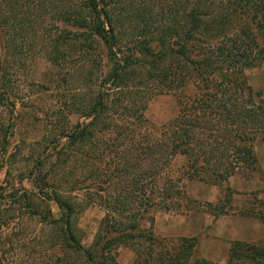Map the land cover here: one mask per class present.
Segmentation results:
<instances>
[{
    "label": "trees",
    "instance_id": "1",
    "mask_svg": "<svg viewBox=\"0 0 264 264\" xmlns=\"http://www.w3.org/2000/svg\"><path fill=\"white\" fill-rule=\"evenodd\" d=\"M29 2L0 0V50L12 54L4 34L32 25L39 10L63 25L49 39L48 59L62 69L73 65L70 76L86 72L88 87L104 70L96 91L59 105L58 130L28 175L49 189L34 183L39 190L30 191L9 179L19 154L10 148L23 102L14 95L0 53V106L7 114H0V168L6 170L0 184V264L23 236L16 226L26 214L50 228L54 256L46 264H116L122 246L136 251L133 264H212L194 257L196 236L156 235L150 212L199 211L190 208L196 199L187 191L188 181L227 186L238 169L256 166L254 143L264 141V90L249 83L246 70L264 63V0H35L32 7ZM144 84L178 99V115L159 128L144 117L147 97L139 95ZM124 88H130L127 95ZM72 114L79 119L69 127L64 115ZM64 151L92 162L85 177L92 183L69 191L62 177L42 183L44 161L54 156L59 165L67 161L60 159ZM108 152L106 167L101 157ZM116 184L119 190L109 194ZM76 189H86L89 202L107 210L89 248L75 226L82 210L70 195ZM208 209L212 214V203ZM229 254V264H264V242L234 241Z\"/></svg>",
    "mask_w": 264,
    "mask_h": 264
},
{
    "label": "rangeland",
    "instance_id": "2",
    "mask_svg": "<svg viewBox=\"0 0 264 264\" xmlns=\"http://www.w3.org/2000/svg\"><path fill=\"white\" fill-rule=\"evenodd\" d=\"M27 1H30L29 5L31 7L35 5V0ZM135 1L142 2L144 0ZM26 5L28 6L27 2ZM33 19L34 23L32 25L27 23L25 27L22 26L17 29V27L22 25L19 24L18 26L16 25L15 29L12 28L4 34L3 39L4 41L9 40L10 45L8 48L12 54H5V47L0 50V53H3V58L6 57L7 71L5 74L9 79L8 81L14 91V95L23 102L16 112L18 126L10 148V151H16L19 154L16 157V161L10 166L9 179L17 183L19 188L22 185L30 191H38L39 188L34 183H38L39 187L42 186L45 189H49V186L40 184L41 181L37 182L34 176L30 179L28 175L31 173L30 169H33L34 165H36L39 153L46 150L47 144H50L53 139L51 137L58 130L57 123L60 120L58 114L59 105L62 101H65L66 105L77 101L76 97L78 98L79 93L84 91L90 89L96 91L100 84L104 67L102 66L96 72V78H93V84L90 87L86 86L87 84L84 82L86 72L83 75H81L82 73H74L73 76H70L69 72L71 70H68V67L71 68L73 65L70 64V66L62 69L48 59L46 55L49 39L51 36H55L63 25L55 23L49 15L43 14L39 10ZM251 73H254V71ZM142 75H144L143 72L141 73ZM145 82L148 83L147 80ZM147 85H142V92L139 93V95L144 94V97H147V107L143 111L144 117L148 123L159 128L178 115L180 110L179 102L174 94L159 92L151 87H145ZM123 91L122 95H127L130 88H124ZM76 94L77 96L75 97ZM0 114L7 116L6 109H2L1 106ZM64 117L65 122H70L67 124L70 127L71 124L76 123L79 119V114H72L70 117L64 115ZM254 146L258 158L256 166L254 168L241 167L238 169L229 179L227 186L225 185L226 187L197 180L186 183L189 194L192 193L194 194L193 196H197H191L196 200L190 204V208L198 207L200 210L197 211L194 208L184 215L188 216L192 213L197 214L203 211L209 213L208 203L217 198L216 201L212 202L213 219L215 221L221 219V221L227 223V226L237 229L235 233L236 239L231 241L216 226L214 227L213 223L212 232L208 227L196 235L195 258L208 259L212 264H229V252L234 241L253 244L264 242V141L257 140ZM100 155L101 151L99 150L95 158L99 159ZM103 155L101 159H104L105 165L108 167L111 155L109 152ZM60 159L67 161L56 165L54 156H50L44 161L46 165L41 171V176H46V178L43 179L42 183L47 181L48 184H52L62 177L64 178L63 184L66 190L70 187L87 186L92 183V179L85 180L88 170L94 167L91 161L81 160L80 156H74L69 151H64ZM53 165L56 166L55 169L52 168ZM5 172L6 170L0 168V184L4 179ZM56 172L58 174L55 176L54 173ZM36 173H38V170L34 171V175ZM22 177L24 178L21 182L20 179ZM3 183L5 182L3 181ZM118 190L119 188L116 184L110 187L107 192L110 194L112 191ZM101 193L104 196L107 195L106 192ZM66 194H69V192ZM70 195H72V199L82 205V210L76 216L75 226L78 235L81 237V243L85 248H89L96 238L107 210L97 202H89L86 189L73 190ZM215 208L217 209L215 210ZM214 210L216 213L223 210L224 214L214 215ZM157 212L158 210L150 212V215L154 217V221ZM169 212L177 214L176 211ZM144 225L149 227L150 222L145 220ZM16 227L17 230L22 232L23 236L14 243L15 247L7 253L4 263H49L51 255L54 256V249L49 248L51 245V240L49 241L48 238L50 228L41 226L37 219L30 218L28 214L24 215L22 222H19ZM41 227L42 231L38 233ZM157 232L156 235L160 237H179V235L164 236L167 230L163 224H160ZM132 248L122 246L117 249L116 264H133L136 259V251ZM30 252H33V255Z\"/></svg>",
    "mask_w": 264,
    "mask_h": 264
},
{
    "label": "crops",
    "instance_id": "3",
    "mask_svg": "<svg viewBox=\"0 0 264 264\" xmlns=\"http://www.w3.org/2000/svg\"><path fill=\"white\" fill-rule=\"evenodd\" d=\"M252 71H254V73H251ZM246 75L248 77L249 83L255 89L264 90V63L258 67L247 69ZM189 195L193 196L194 194L191 193ZM216 200L217 198H215L213 201ZM213 201L210 202L212 203ZM213 223V226H216L222 234L228 236L231 241L236 239L235 233L237 229L235 227L231 228L230 226H227V223H224V221H221V219L215 221L212 214L204 211L200 213L198 212L197 214L192 213L186 216L181 213L172 214L170 212L168 213V211L164 212L162 210H158L154 221V232L157 234V228L160 227V224H163V226L167 230L164 236L179 235L185 237H193L198 235L208 227L212 232Z\"/></svg>",
    "mask_w": 264,
    "mask_h": 264
}]
</instances>
